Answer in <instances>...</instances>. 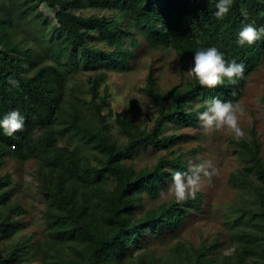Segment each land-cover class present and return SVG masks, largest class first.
Returning <instances> with one entry per match:
<instances>
[{
  "label": "trees",
  "instance_id": "16d2710c",
  "mask_svg": "<svg viewBox=\"0 0 264 264\" xmlns=\"http://www.w3.org/2000/svg\"><path fill=\"white\" fill-rule=\"evenodd\" d=\"M43 1L56 22L34 17L36 34L30 39L23 36L24 24L20 23L32 18L35 3L0 0V117L18 109L25 118L24 128L12 137L0 131V264L217 263L208 256L214 253L215 242L188 250L177 243L166 257L141 253L146 249L141 243L162 229L176 234L193 212L200 211V194L184 202L173 198L148 209L142 201L146 197L156 200L174 171L190 172L183 155L171 151L182 136L165 132L168 123L199 128L198 114L213 99L237 104L241 98L244 76L264 58V39L251 46H239L236 39L248 23L264 26V0H234L222 19L213 15L216 0H86L91 7L112 12L111 18L75 15L69 6L81 0ZM182 22L185 32L180 31ZM134 33L153 50L173 49L183 71L191 67L197 49L214 46L226 59L243 63L245 74L234 84L214 89H205L188 75L183 86L162 94L149 73L145 91L157 110L156 119L151 127H142L122 111L114 122L125 142L117 143L103 112L107 93L101 95L98 90L104 76L88 80L86 100L65 91V70L99 63L106 69L127 66L133 51L121 44L129 41L137 47ZM96 39L108 49L90 43ZM45 49L51 61L45 60ZM62 54L68 63L61 62ZM130 108L139 112L133 102ZM65 134L77 139L85 152L81 153L80 146H70L63 139ZM235 142L247 165L232 173L229 181L237 188L251 189L255 205H244L239 211L237 218L245 220L237 236L239 245L222 263L254 260L264 264V159L254 135ZM148 148L166 155L150 168L134 170L126 164ZM8 158L21 163L36 160V190L46 199L41 212L42 239L20 234L26 211L21 198L13 195L18 178L12 172L2 174Z\"/></svg>",
  "mask_w": 264,
  "mask_h": 264
},
{
  "label": "rangeland",
  "instance_id": "374dc122",
  "mask_svg": "<svg viewBox=\"0 0 264 264\" xmlns=\"http://www.w3.org/2000/svg\"><path fill=\"white\" fill-rule=\"evenodd\" d=\"M32 1L37 9L31 19L20 23L24 24L22 26L23 36L30 39H33L32 37L36 34L34 17H42L52 24L56 22L53 11L46 6L43 0ZM81 1V4L69 6L70 11L75 15H105L108 18L114 16L108 10L96 9L88 5L86 0ZM185 29L186 24L182 22L180 31L185 32ZM137 34L134 33L139 41L137 47H133L129 41L121 44V48H129L133 51L132 57L127 60V66L106 69L103 64L99 63L85 69L82 66L79 69L68 66L65 70V91H71L73 95L81 96L86 100L88 99V80H92L98 74L104 76L98 90L101 95L104 91L107 93L104 96L106 105L103 112L107 122L111 124L113 140L117 143L125 142V138L118 132L114 122L122 111L134 117L135 123L142 127H151L156 119L157 110L145 91L149 73L152 74L157 90L162 94L174 86H183L189 77L187 70H181L179 56L173 49L153 50ZM90 43L95 47L108 49L97 39ZM43 51V54H46L47 50ZM47 56L45 60L51 61V57ZM59 58L61 62L68 63L64 54ZM243 80L242 96L237 102L245 110L244 116L239 121L240 127L250 139L252 135L255 136L260 143V154L264 159V58L251 67ZM132 102L138 106L139 112L130 108ZM165 132L182 136L171 151L176 156L183 155L190 171L194 165L203 164L205 170L211 175L203 177L201 190L198 192L201 196V210L193 212L176 234L165 233V229H162L159 235L150 237L145 244L141 243L146 248L141 253H146V255L155 253L166 257L172 255L170 254L173 253L171 249H175L177 243H180L183 250H188L191 247L198 249L202 244L209 246L215 242L217 246L213 250L214 253L208 256L217 260L214 264H223L222 258L232 255L234 249L238 247L237 236L241 228L245 226V220L237 218L239 211L245 207L244 205L249 207L255 205L251 189L245 185L237 188L229 181L230 175L243 169L247 163L237 153L236 139L225 131H205L201 125L199 128H192L169 122ZM63 139L68 141L72 147L78 149L79 146L81 147L73 136L65 134ZM250 139L245 138L244 140ZM85 150V147L80 149L81 153ZM165 155V152L154 153L148 148L138 151L132 159L126 161V164L132 166L134 170L150 168ZM6 160L2 174L12 172L14 177L18 178L13 195L21 198L19 201L26 211L21 218L25 227L20 234L31 236L33 240L42 239L45 236V226L41 212L45 207L46 199L36 190L37 183L33 174L36 160H27L23 163L11 158ZM251 176L254 175L251 174ZM160 193L161 190L154 201L146 197L142 201L143 207L152 208L173 199L171 195L162 196ZM250 264L261 263L250 260Z\"/></svg>",
  "mask_w": 264,
  "mask_h": 264
},
{
  "label": "clouds",
  "instance_id": "9594fccd",
  "mask_svg": "<svg viewBox=\"0 0 264 264\" xmlns=\"http://www.w3.org/2000/svg\"><path fill=\"white\" fill-rule=\"evenodd\" d=\"M233 2L234 0H216V10L213 15L222 19L230 12ZM262 39H264V26L257 27L253 23H248L240 30L236 43L239 46H251ZM187 72L205 89H214L220 85L234 84L245 74V65L234 59H226L223 52L210 46L194 52L192 65ZM244 114V108L230 100L213 99L198 115L205 131H225L240 141L245 138L250 139L239 123ZM24 125L25 118L18 109H12L0 117V131L5 136L12 137L14 133L22 130ZM210 175L203 164L194 165L190 172L174 171L170 182L166 188L161 189L160 194L171 195L177 202L195 199L201 190L203 177Z\"/></svg>",
  "mask_w": 264,
  "mask_h": 264
}]
</instances>
